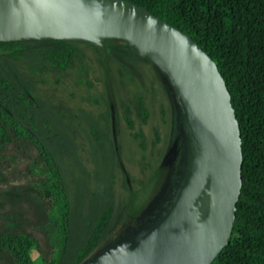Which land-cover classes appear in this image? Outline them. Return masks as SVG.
Listing matches in <instances>:
<instances>
[{"label": "trees", "instance_id": "trees-1", "mask_svg": "<svg viewBox=\"0 0 264 264\" xmlns=\"http://www.w3.org/2000/svg\"><path fill=\"white\" fill-rule=\"evenodd\" d=\"M123 1L190 37L215 63L237 123L241 161L231 230L210 264H264V0ZM76 42L84 41H0V264H31V249L40 264H83L126 223L131 199H116L113 169L96 174L92 186L77 159L73 167L84 178L78 184L72 173L74 187L66 180L61 154L76 157L63 125V115L70 111L55 102L46 104L37 87L47 84L46 79L60 83L59 76L67 71L75 75V87L79 81L93 85L86 84L93 66ZM99 45L107 75L116 74L131 95L120 107L140 153L141 178L135 182L143 189L154 186L167 152L166 137L161 140L155 133L148 147L142 130L134 129L130 110L139 126L146 122L143 76L136 66L137 61L147 63L146 58L123 40L99 38ZM109 97L116 108L113 95ZM113 116L116 124V111ZM99 119L106 129L85 118L91 148L102 146L109 135L107 115L99 114Z\"/></svg>", "mask_w": 264, "mask_h": 264}, {"label": "water", "instance_id": "water-1", "mask_svg": "<svg viewBox=\"0 0 264 264\" xmlns=\"http://www.w3.org/2000/svg\"><path fill=\"white\" fill-rule=\"evenodd\" d=\"M39 37L125 41L171 80L197 133L191 174L166 215L135 244L88 264H210L231 230L241 161L237 123L212 59L187 35L123 0H0V41Z\"/></svg>", "mask_w": 264, "mask_h": 264}, {"label": "rangeland", "instance_id": "rangeland-1", "mask_svg": "<svg viewBox=\"0 0 264 264\" xmlns=\"http://www.w3.org/2000/svg\"><path fill=\"white\" fill-rule=\"evenodd\" d=\"M76 44L93 66V72L86 75L88 78L86 84L93 85L86 87L79 81V86L75 87L73 85L75 75L72 71L59 76L60 83L55 84L52 79H46L47 84H37L39 92L46 96V104L55 102L58 106H64L70 111V114L66 112L63 115V125L66 128V135L70 136L75 143L76 157L69 158L65 151L61 154V165L66 172V180L71 187H74L72 173L78 184L84 178V174L73 167L77 159L89 174V184L92 186L95 184L96 174L111 172L113 169L112 179L116 199H131L125 225L117 228L110 238L91 254L84 262L88 264L130 247L166 215L178 191L191 174V164L196 154L197 133L194 123L189 120L167 75L146 56L147 63L137 61L136 66L142 73L145 88L140 93L148 117L146 122L139 126L131 107L134 129L142 130L147 146L154 139L155 133L159 134V139L163 140L166 137L167 141V152L162 161L156 185L141 188L135 182L136 179L141 178L137 166L140 153L136 142L130 136L131 130L122 120L123 111L120 107V101L130 99L131 95L127 89L123 90L122 80L116 74L112 72L107 75V65L103 64L104 55L100 45L86 41L76 42ZM111 94L116 108L110 102ZM92 103L104 106L99 110L98 106L88 105ZM114 111L117 114L116 124ZM99 114L107 115L109 135L108 138L102 139L104 143L102 146L91 148L86 137L88 129L85 118L87 116L99 121V128L106 129V124L99 119ZM161 120H165V123ZM108 142H111V145ZM160 144L158 143L157 146ZM112 157L114 161L111 160ZM125 175H129L134 181L129 180ZM124 180L127 186H124ZM28 256L31 264H40L34 249L29 251Z\"/></svg>", "mask_w": 264, "mask_h": 264}, {"label": "flooded vegetation", "instance_id": "flooded-vegetation-1", "mask_svg": "<svg viewBox=\"0 0 264 264\" xmlns=\"http://www.w3.org/2000/svg\"><path fill=\"white\" fill-rule=\"evenodd\" d=\"M89 106H98L99 107V110L100 109H102V107L104 106V105H99V104H95V103H92V104H88ZM108 107H110V106H108ZM136 243V242H135ZM134 243V244H135Z\"/></svg>", "mask_w": 264, "mask_h": 264}]
</instances>
